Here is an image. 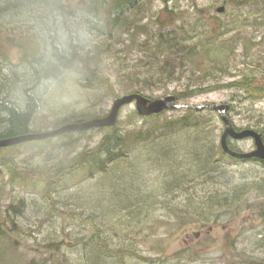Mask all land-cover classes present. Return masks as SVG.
<instances>
[{"label":"rangeland","instance_id":"1","mask_svg":"<svg viewBox=\"0 0 264 264\" xmlns=\"http://www.w3.org/2000/svg\"><path fill=\"white\" fill-rule=\"evenodd\" d=\"M46 1L0 0V129L29 96L39 133L140 93L229 105L235 127L264 138V95L232 85L264 82V0H137L116 29L85 0ZM187 109L143 117L133 102L113 127L1 148L0 264H264V161L225 154L221 115ZM114 129L130 137L118 157L82 169L107 160Z\"/></svg>","mask_w":264,"mask_h":264},{"label":"water","instance_id":"2","mask_svg":"<svg viewBox=\"0 0 264 264\" xmlns=\"http://www.w3.org/2000/svg\"><path fill=\"white\" fill-rule=\"evenodd\" d=\"M220 13L225 11V7L218 8ZM136 103L138 112L143 117L160 114L169 109L191 108L197 111L212 110L218 112L224 123L225 130L221 136V147L225 154L236 159H259L264 161V138L262 133L252 128L238 129L228 116L229 105H215L205 103L201 105H186L177 101L176 96L169 95L162 99L152 100L140 93H132L117 98L114 101L111 112L103 117L89 121L76 122L64 125L60 128L39 133H27L13 137L0 139V149L19 145L26 142L45 140L53 137H58L73 132H85L97 127H113L119 120L120 110L123 106L131 103ZM253 138L255 140L256 148L251 152H242L231 147L230 139L244 140Z\"/></svg>","mask_w":264,"mask_h":264},{"label":"trees","instance_id":"3","mask_svg":"<svg viewBox=\"0 0 264 264\" xmlns=\"http://www.w3.org/2000/svg\"><path fill=\"white\" fill-rule=\"evenodd\" d=\"M18 1L22 3L24 0H18ZM26 1L30 2L31 0H26ZM41 1L45 2L46 0H41ZM55 1L61 4L59 8H63L64 4L62 2H66V0H55ZM85 1L89 3V6L92 9H95L98 11H102V10L105 11V14H107L109 18L108 22H109L110 27L113 29H116L118 26L122 24V20L120 18L121 15H116L115 17H113L114 13L115 12L118 13V11L121 8H123L125 4H130L137 0H85ZM46 3L49 4V1H46ZM56 57L60 58L57 60L60 65H65L68 68L74 67L73 60H69L68 58L64 59V57L59 54L56 55ZM55 66H57V63L55 64ZM108 81L109 80H107L106 82ZM232 85L246 90L247 92L250 93L251 96L264 95V82H262L260 79H257V78L244 79V80H241L240 82H234ZM139 91L140 92L144 91V88H139ZM33 101L34 99H32V97L29 96L28 97V102H29L28 111L25 114L19 113L16 108H13V107L7 108L8 117L5 119L6 128L0 129V139L30 133V123H31L32 115L35 109L34 107L35 103H33ZM187 111L188 113H192L194 110L191 108H188ZM152 116L154 115H151L150 117ZM70 135H72V133L65 134V136H70ZM108 136L109 137H107L103 141V144H102L103 146L100 147V149L98 150L99 153H102L103 150L106 151V153L108 154L107 160H104V159L101 160L96 156H89L91 157L92 160L88 159L89 157L87 158V160L84 159L83 161L85 163L83 162L81 163L82 169H85V170L91 169L90 173H92L93 169L97 167L98 163H99V166L101 164V167L103 169H106L107 161L109 162L111 159H113L114 157H118L119 155L118 152L115 153L113 151V148H112L113 145L114 144L126 145L128 144L127 139L130 138L129 136L127 137V136L122 135L120 130H117V129L111 134H109ZM49 140L47 139L45 141L48 142ZM231 147L234 148L232 145ZM234 149L237 150L236 148ZM96 153L95 155H97ZM99 153L97 156H99ZM87 163H89V165H87ZM66 177H71V175L68 174Z\"/></svg>","mask_w":264,"mask_h":264},{"label":"flooded vegetation","instance_id":"4","mask_svg":"<svg viewBox=\"0 0 264 264\" xmlns=\"http://www.w3.org/2000/svg\"><path fill=\"white\" fill-rule=\"evenodd\" d=\"M235 260H238V259H234L230 264H241V263H238V262H236ZM243 259H241V261H242Z\"/></svg>","mask_w":264,"mask_h":264}]
</instances>
